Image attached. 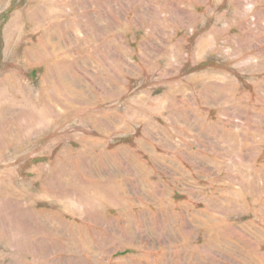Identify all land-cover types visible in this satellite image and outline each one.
<instances>
[{
    "label": "rangeland",
    "instance_id": "1",
    "mask_svg": "<svg viewBox=\"0 0 264 264\" xmlns=\"http://www.w3.org/2000/svg\"><path fill=\"white\" fill-rule=\"evenodd\" d=\"M0 264H264V0H0Z\"/></svg>",
    "mask_w": 264,
    "mask_h": 264
}]
</instances>
